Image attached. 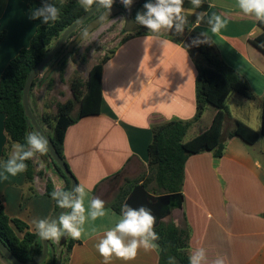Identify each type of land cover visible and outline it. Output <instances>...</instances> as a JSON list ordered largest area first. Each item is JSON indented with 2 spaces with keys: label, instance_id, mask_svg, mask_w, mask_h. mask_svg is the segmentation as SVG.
Listing matches in <instances>:
<instances>
[{
  "label": "crops",
  "instance_id": "obj_1",
  "mask_svg": "<svg viewBox=\"0 0 264 264\" xmlns=\"http://www.w3.org/2000/svg\"><path fill=\"white\" fill-rule=\"evenodd\" d=\"M40 6L37 0H0V33L5 32L0 43V80L8 63L30 45L39 24L30 18L31 13ZM184 8L190 10L186 28L207 33L222 59L247 79L256 95L254 100L239 94L229 98L223 136L235 128L236 121L261 132L264 55L250 42L261 34L259 21L245 15L237 0H204L199 9L185 0ZM200 12L221 15L226 27L213 34L207 17L197 26L196 14ZM172 32L162 30L161 37L170 41L164 47L151 39V32L130 33L133 35L120 41L104 63L101 113L81 119L66 133L65 158L87 193L85 215L93 197L105 202L106 213L94 221L86 220L80 243L74 245L67 264H104L95 246L122 218L110 207L121 188L148 168L152 128L195 117L198 72L184 42L172 38ZM216 114L217 109L209 106L201 120L190 127L193 136L187 141L208 130ZM4 122L0 113V161L9 142ZM13 151L12 145L9 158ZM4 164H0V172ZM52 181L56 188L66 185L60 177L58 182ZM35 189L36 196L24 198L28 190L25 171L7 180L0 177V202L6 214L26 223L32 233H37L32 221L50 219L55 210L54 200L45 196L46 184L39 183V177ZM182 194V206L161 220L171 219L190 229L189 256L203 247L207 264L218 256L225 264H264V137L254 146L238 137L229 139L221 159L211 152L190 157ZM0 264L9 263L0 259ZM110 264H160V251L141 248L135 259L113 256Z\"/></svg>",
  "mask_w": 264,
  "mask_h": 264
},
{
  "label": "trees",
  "instance_id": "obj_2",
  "mask_svg": "<svg viewBox=\"0 0 264 264\" xmlns=\"http://www.w3.org/2000/svg\"><path fill=\"white\" fill-rule=\"evenodd\" d=\"M37 1L41 2V4L43 2V0ZM47 2L55 4L60 9V18L50 25L42 24L39 19L35 20L39 24L30 45L27 48H23L8 63L1 76L0 113L5 116L4 125L9 142L4 150L0 164H4L9 159V150L13 144H20L24 146L25 150H28L26 137L30 134V128L35 131L24 106V89L30 75L54 48L63 33L88 11L78 3V0H70L67 3L61 0H47ZM94 16L89 18L68 37L53 60H56L60 56L68 44L76 38ZM133 18L135 17L133 16ZM258 27L261 30V34L250 42L253 47L264 55V22H258ZM172 31L170 36L177 42H184L198 72L196 80V114L191 121L170 120L155 125L152 128L153 138L148 149L149 161L147 171L134 180H127L125 186L121 188L110 206L120 215H122L124 204L134 187L142 185L149 193L155 196H177L163 217L170 216L174 208L182 206L185 165L190 157L211 152L216 159H221L224 156L229 139L238 137L246 145L254 146L259 142L261 137H264V98L261 132L254 130L243 122L236 121L235 128L225 137L223 136L222 132L229 112L227 105L229 98L233 94H239L247 99L254 100L256 99V95L252 91L247 79L222 59L219 50L211 40L210 43L194 45L192 43L193 39L201 33L197 31L191 32L187 28H185L183 33L179 34L175 30ZM140 33H150V31L143 26V29L137 31L135 34ZM124 34L125 36L120 43L133 35L125 32ZM4 37L5 32L0 33V43ZM114 52L115 50L113 49L110 55L91 68L87 80L84 81L78 78L73 80L71 85L73 98L63 104H58L56 115L52 116L51 114L43 113L40 118L36 117L49 143L62 157L70 171L71 168L64 154L66 133L71 126L81 119L101 113L104 63ZM51 62L47 66L52 65ZM67 63L68 58H65L60 64L59 72L62 73ZM44 76L45 74L39 81L37 80L39 74L36 76L30 88L29 99H31L32 92L38 84H43L47 81L49 87H52V77L44 80ZM209 106L217 109V114L211 127L192 140L185 141V137L192 124L201 120ZM76 108H78V115L77 117H73V112ZM44 155L48 159L46 166L52 168L60 178L64 179L66 185L63 190L69 191L71 188L70 179L58 167L49 151L44 153ZM25 163L27 164L25 176L26 183L28 184L27 193L24 194V198L26 199L38 194L35 189V179L36 177H44L45 175L42 171L37 170V165L33 158L25 161ZM55 188L53 181L48 179L45 196L52 198L51 193ZM54 203L55 214L60 208L56 200H54ZM154 231L160 237L156 241L159 245L160 264H168L169 257L174 258L175 264H189L188 250L191 231L187 226L179 227L171 219L169 221L160 220L158 225L154 226ZM21 234H23L22 237ZM0 241L11 255L20 262L34 261L40 258L43 253V240L39 238L37 233H32L28 225L23 221L11 219L6 214L1 202ZM51 243L53 244L54 252H56L57 244L54 241H51ZM79 243L80 240H74L71 237H67L66 244H61L59 241L60 247L65 248L69 255L74 245ZM69 255L62 262L60 258L55 256L54 261L51 260L49 263L46 260L43 264H67ZM0 256L12 264L1 252Z\"/></svg>",
  "mask_w": 264,
  "mask_h": 264
},
{
  "label": "clouds",
  "instance_id": "obj_3",
  "mask_svg": "<svg viewBox=\"0 0 264 264\" xmlns=\"http://www.w3.org/2000/svg\"><path fill=\"white\" fill-rule=\"evenodd\" d=\"M204 0H189L193 9L201 8ZM78 3L87 11L93 5H98L109 14L114 0H78ZM125 8H130L133 0H121ZM185 0H147L143 5L144 11L138 12L134 18V23L146 27L153 36L151 39L164 47L170 43L161 37L162 30L183 33L189 25L188 12L184 8ZM238 7L245 15L254 16L259 22H264V0H237ZM61 11L53 3L43 0L40 7L31 13V19H39L42 23L56 22L60 18ZM207 17V24L213 34L218 33L226 27V20L216 13L208 15L207 12L196 14L195 24L198 26ZM106 18V16L104 17ZM88 33L82 34L87 37ZM194 45L210 43L207 33H201L193 39ZM28 150L24 146L15 145L10 158L3 165V172L0 177L7 180L9 176H16L26 171L25 161L32 159L36 153L44 154L48 151V140L39 132L33 131L27 135ZM75 195L62 188H55L51 196L56 200L61 209H70L58 216L57 220L51 221L47 218L34 219L32 221L37 235L42 240L59 242L62 237H71L79 240L83 233V225L87 219L96 220L103 217L105 213V202L98 197H93L90 201V208L85 215L84 200L87 195L83 186H76ZM156 217L150 210L140 207L138 210L127 205L122 211V218L119 219L115 227L106 231L103 238L96 244V249L103 257L104 264H110L113 256L125 261L133 260L137 256L139 249L145 252L154 251L159 248L156 243L160 239L154 231ZM168 264H175L173 257H169ZM189 264H207V251L203 247L197 248L189 256ZM212 264H225L223 257H217Z\"/></svg>",
  "mask_w": 264,
  "mask_h": 264
},
{
  "label": "rangeland",
  "instance_id": "obj_4",
  "mask_svg": "<svg viewBox=\"0 0 264 264\" xmlns=\"http://www.w3.org/2000/svg\"><path fill=\"white\" fill-rule=\"evenodd\" d=\"M61 1L67 3L70 0ZM114 3L123 5L121 0H114ZM145 3L146 0L136 4L132 3L130 8H126V10L135 17L138 12L144 11L143 5ZM124 26L125 20L122 15L116 16L114 19L103 24L98 30L87 37L74 50L72 55L66 57L68 58V63L62 73L57 70L50 76L53 80L52 87H49L48 82L46 81L43 84H38L34 88L29 103L30 106H32V111L35 117H39L43 113H48L54 116L57 114L58 104H63L73 98L71 90L73 80L77 78L84 81L87 80L91 67L94 64L101 62L106 56L110 55V52L117 47L121 39L124 37ZM54 61L55 60H53L51 64ZM51 66L52 65H49L44 68L39 74L38 81ZM231 108H233L232 104ZM77 115L78 108L73 112V117H77ZM191 136H193V131L188 132L185 141L190 139ZM15 145L17 144H13V148H15ZM255 153L258 152L255 151ZM34 162L37 165V170L42 171L45 175L44 177H39V183L46 184L48 179L58 182L60 176L56 174L52 168L46 166L47 161L44 160L43 154L36 153L34 155ZM146 171L147 169H143L141 175ZM54 242L57 244L55 256L60 258L61 262L66 260L69 255L68 251L65 248L60 247L59 242ZM66 242L67 239L64 244H66ZM0 259L4 260L2 257H0ZM51 260H53L52 253L49 254L47 262L50 263Z\"/></svg>",
  "mask_w": 264,
  "mask_h": 264
},
{
  "label": "water",
  "instance_id": "obj_5",
  "mask_svg": "<svg viewBox=\"0 0 264 264\" xmlns=\"http://www.w3.org/2000/svg\"><path fill=\"white\" fill-rule=\"evenodd\" d=\"M141 0H133V3H139ZM102 7L98 5H93V7L86 12L80 19H78L71 27H69L61 36L59 41L55 44L54 48L50 51V53L37 65L33 73L30 75L24 89V106L28 117L32 123V126L36 132H39L45 139H47L39 121L33 114L32 108L29 103V92L33 81L35 80L36 76L40 74L44 68L50 63L60 48L64 45L67 41L68 37L81 25H83L89 18L99 12ZM122 15L125 20L124 32L125 33H134L141 29L143 26L135 24L134 18L130 12H128L125 8L113 4L112 9L109 14L106 13L104 10L98 17L91 20L76 36V38L68 44V46L64 49V51L60 54V56L53 62V65L47 70L44 76V80L50 78V76L57 70H59L61 62L68 56L74 53V50L92 33L98 30L103 24L109 22L110 20L114 19L116 16ZM106 16V18H104ZM87 31V37H83L82 34ZM33 132V129H29V133ZM48 140V139H47ZM48 151L58 165L59 168L63 171V173L70 179L71 181V188L69 192L75 195L74 189L78 186V181L73 173L69 170L67 164L62 159V157L53 149L51 144L48 140ZM40 154V153H38ZM44 160L48 161V159L43 154ZM176 195H162V196H155L149 193L142 185H137L132 190L131 194L127 198L125 205L139 209L140 207H145L146 209L150 210L151 213L156 217L155 225H158L159 221L163 218L165 213L168 211L171 204L176 200ZM66 211H71L70 209H59L53 216L49 219L51 221L57 220L58 216ZM67 236L62 237L60 239L61 244L65 242ZM0 252L12 263V264H43L49 257V254L52 253L53 261L55 260V252L53 249V244L50 240H43V253L40 258L31 261V262H20L15 259L11 253L7 250V248L1 243L0 241Z\"/></svg>",
  "mask_w": 264,
  "mask_h": 264
},
{
  "label": "flooded vegetation",
  "instance_id": "obj_6",
  "mask_svg": "<svg viewBox=\"0 0 264 264\" xmlns=\"http://www.w3.org/2000/svg\"><path fill=\"white\" fill-rule=\"evenodd\" d=\"M114 4H115V3H114ZM116 5H118V4H116ZM118 6H121V7L125 8L123 5H118ZM125 9H126V8H125ZM104 10H105V9L103 8V9H101V10L99 11V13H96L93 19H95L96 17H98V16H99ZM93 19H92V20H93ZM52 65H53V63H52Z\"/></svg>",
  "mask_w": 264,
  "mask_h": 264
}]
</instances>
